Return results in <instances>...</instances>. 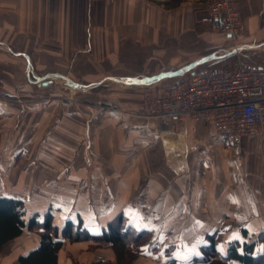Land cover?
<instances>
[{
    "label": "crops",
    "instance_id": "crops-1",
    "mask_svg": "<svg viewBox=\"0 0 264 264\" xmlns=\"http://www.w3.org/2000/svg\"><path fill=\"white\" fill-rule=\"evenodd\" d=\"M170 1L0 0V84L8 91L1 94L10 98H0V196L20 199L26 218L49 211L58 228L67 219L80 220L91 234L122 213L127 225L152 229L156 243L132 264H191L208 236L225 254L229 241L248 243L264 232V140H222L201 119L166 125L140 114L136 95L112 99L114 108L76 107L77 100L49 98L25 84L42 89L51 74L79 85L102 84L113 77H151L202 59L196 52L216 48L219 35L197 23L191 8L166 9ZM237 1L243 39H264V0ZM178 76L170 78L173 83ZM63 148L64 159H96L104 168L98 163L89 177L86 171L82 177L69 174L64 190L47 195L52 183L39 187L35 168L40 159H62ZM9 159H19L17 167ZM23 232H29L28 241L14 253H3L5 244L0 264H16L37 247V234ZM75 244H63L58 264H74L66 250L88 252L82 261L72 255L82 264L113 255L106 245Z\"/></svg>",
    "mask_w": 264,
    "mask_h": 264
},
{
    "label": "built area",
    "instance_id": "built-area-1",
    "mask_svg": "<svg viewBox=\"0 0 264 264\" xmlns=\"http://www.w3.org/2000/svg\"><path fill=\"white\" fill-rule=\"evenodd\" d=\"M193 12L197 23L229 40L245 30L237 0L198 2ZM142 110L166 125L205 120L226 141L245 136L264 140V68L237 62L231 68L192 71L168 89L146 94Z\"/></svg>",
    "mask_w": 264,
    "mask_h": 264
},
{
    "label": "rangeland",
    "instance_id": "rangeland-1",
    "mask_svg": "<svg viewBox=\"0 0 264 264\" xmlns=\"http://www.w3.org/2000/svg\"><path fill=\"white\" fill-rule=\"evenodd\" d=\"M177 1V0H176ZM204 2L207 0H178L176 8L178 7H186V8H191L194 9L195 6L197 5L198 2ZM169 4H165V8H173L174 4H172V1L168 2ZM172 4V5H170ZM243 34H241L239 37H237L234 40H229L224 36L219 35V40H218V46L213 49H207L203 47V50H201V53L197 51L196 55L203 56V58H207L211 55H214L216 51L219 53L222 51H229L232 52L228 56H221L219 58H213L212 60H208L206 63H204L200 67L193 68L184 74L178 76V79L184 78L186 75L191 73L192 71L194 72H202V71H213L215 69H220V68H231L233 67L237 62H242L245 64L249 65H254L258 66L261 68H264V39L263 38H258V37H251V40L249 41L243 39ZM242 37V38H241ZM246 41V42H244ZM195 55V56H196ZM192 59V58H191ZM190 60V58L188 59ZM183 63V62H182ZM208 63V64H207ZM174 67L172 68H167L164 69L160 73H166L168 71H171ZM157 69H150L146 68L145 72L148 74H157V73H151ZM103 76H108V75H103ZM147 77V75H144ZM101 78V77H100ZM122 78H131V77H122ZM132 78L140 79L142 78L141 76L135 75ZM109 79H121V78H109ZM70 80V79H69ZM92 82L94 80H91ZM53 84L50 86H43L42 89H38V85L36 86L35 84H25L27 91L32 90V91H38L41 92L43 96H50L51 97H58L64 102L70 97L74 100H77L76 102V107H82V106H88V104H91L92 106L95 107H104V108H114V102L112 99H115L116 101L119 102H124L125 100L132 99L128 96V94L131 96H137L138 102L136 103L137 106L139 104L140 108V114H144L147 117H151L149 114H145L142 110L143 106V97L146 95V93H155L158 91L166 90L169 87L173 85L172 79H163L159 82H152L149 84H143V85H136V86H130V85H125L122 83H117V82H111L105 80L102 84L94 87L90 85V82H85V83H80V85L84 86L85 90L83 89H78V88H71L64 82V80L55 77L52 80ZM7 85H2L0 84V98H2V89H4L7 93L8 91L6 90ZM88 91H90V94H86ZM107 94V95H106ZM109 94H117V96L114 95H109ZM5 99H10L5 95ZM12 99V98H11ZM111 100V101H109ZM142 112V113H141ZM137 114H139L136 111ZM155 118V117H153ZM65 141V139H64ZM50 147H48L45 150H43V153L46 155H49L50 153ZM63 153V154H62ZM66 155V149H60V156L62 159H40L41 161L38 162V166L35 168L36 171L40 173L39 177V187L41 188H46V183H52L51 185H47V188L50 190V192H46L47 195H52L56 193L57 189H60V191L64 190L67 187V176L69 174L70 177L74 174H77L78 177H82L83 173L86 171V175H92V173L98 171V163H100L101 167L103 166L102 161L98 162L96 159H87L86 162H81L83 160L81 159H64ZM2 159H0L1 162ZM7 161V159H4ZM10 161H15L16 165L14 167H17V162L19 159H9ZM1 166V164H0ZM85 167V170H84ZM109 167L113 168V165H110ZM109 167L107 171L109 172ZM104 168V166H103ZM1 169V168H0ZM31 169V168H30ZM84 170V171H83ZM104 170V169H103ZM89 173V174H88ZM7 173H3L2 177H6ZM42 181V182H41ZM77 184L80 182L76 181ZM55 196H52V198ZM15 199V198H13ZM20 200V199H18ZM52 203H50L51 205ZM54 207L50 206L48 210ZM39 213V212H38ZM40 214V213H39ZM44 214V213H42ZM43 217V216H42ZM41 217V219H42ZM32 233V232H30ZM36 232H34L35 235ZM29 238V232H23V237H19L17 239H14L13 241L7 243L5 247L3 248L2 252L3 253H14V251L19 250L20 246L19 244L21 242H26L28 241ZM71 244V242L69 243ZM75 246L78 244L72 243ZM84 244V243H83ZM79 246V245H78ZM86 248L88 247L87 244H85ZM156 243L152 240H148L141 246L142 249H148V248H155ZM62 249V247H61ZM63 250V249H62ZM66 250V249H65ZM111 250V249H110ZM72 251V250H71ZM112 251V250H111ZM75 252V253H74ZM167 252V250L165 251ZM86 252L85 254H87ZM84 252L82 250L76 249V251H65V255L68 256L69 258H72V255L80 257V261H82L81 257H83ZM84 254V255H85ZM113 254V252H112ZM86 257V255H85ZM114 254L112 255L111 258L107 260L109 263H114ZM135 260V259H134ZM133 263V262H132Z\"/></svg>",
    "mask_w": 264,
    "mask_h": 264
},
{
    "label": "trees",
    "instance_id": "trees-1",
    "mask_svg": "<svg viewBox=\"0 0 264 264\" xmlns=\"http://www.w3.org/2000/svg\"><path fill=\"white\" fill-rule=\"evenodd\" d=\"M172 4L177 5L176 0ZM34 231L38 236V245L27 254L19 256L16 264H58V253L65 242L84 243L89 248L96 249L106 245L114 254V263L96 259L89 264H132L145 251L141 246L151 240V231L126 224L125 216L120 213L111 219L98 234H91L82 226L80 220L64 221L58 228L52 223V215L45 212L42 219L38 213L26 218V210L21 200L0 196V251L2 247L18 238L23 230ZM251 242L232 241L226 253L221 254L214 246V237L208 236L209 244L201 247L202 255L193 258L191 264L216 263V259H233L239 264H264V232L253 234ZM145 250V251H144ZM74 264L78 261L73 259Z\"/></svg>",
    "mask_w": 264,
    "mask_h": 264
},
{
    "label": "water",
    "instance_id": "water-1",
    "mask_svg": "<svg viewBox=\"0 0 264 264\" xmlns=\"http://www.w3.org/2000/svg\"><path fill=\"white\" fill-rule=\"evenodd\" d=\"M233 52V51H232ZM232 52H229V51H222V52H216L214 55H211L207 58H202V59H199V60H196V61H192V62H189L179 68H176V69H172L171 71H168L166 73H160L158 75H155V76H151V77H144V78H140V79H135V78H124V79H108L107 81H111V82H117V83H122V84H125V85H130V86H136V85H143V84H149L151 82H156V81H160L162 79H170L172 77H175V76H178V75H181L183 73H185L186 71H189L195 67H197L198 65H202L204 63H206L208 60L210 59H213V58H219L221 56H228L229 54H231ZM55 77H58L62 80H64V82H66V84L68 86H70L71 88H78V89H83L85 90L84 86L82 85H79V84H75L73 83L72 81H70L69 79H67L66 77H63V76H60L58 74H51L49 76H47L45 79H47L46 81L40 83L41 86H47L48 83L51 81L50 78H55ZM100 85V82L96 83V84H93L91 86H98Z\"/></svg>",
    "mask_w": 264,
    "mask_h": 264
},
{
    "label": "snow or ice",
    "instance_id": "snow-or-ice-1",
    "mask_svg": "<svg viewBox=\"0 0 264 264\" xmlns=\"http://www.w3.org/2000/svg\"><path fill=\"white\" fill-rule=\"evenodd\" d=\"M137 227V231H140V230H142L141 228H140V226L139 225H137L136 226ZM148 231H152V229H147ZM231 239H233V240H239L240 239V237L238 236V235H234ZM229 242H231V241H229ZM221 251H223V249L221 248ZM262 251H264V249H262ZM198 255V254H197ZM183 259H188V257H183Z\"/></svg>",
    "mask_w": 264,
    "mask_h": 264
},
{
    "label": "bare ground",
    "instance_id": "bare-ground-1",
    "mask_svg": "<svg viewBox=\"0 0 264 264\" xmlns=\"http://www.w3.org/2000/svg\"><path fill=\"white\" fill-rule=\"evenodd\" d=\"M52 80V79H51ZM146 94H148V93H146ZM178 134V133H177Z\"/></svg>",
    "mask_w": 264,
    "mask_h": 264
}]
</instances>
